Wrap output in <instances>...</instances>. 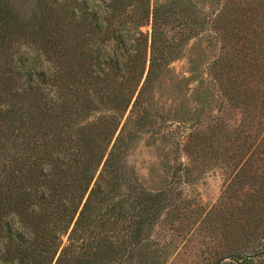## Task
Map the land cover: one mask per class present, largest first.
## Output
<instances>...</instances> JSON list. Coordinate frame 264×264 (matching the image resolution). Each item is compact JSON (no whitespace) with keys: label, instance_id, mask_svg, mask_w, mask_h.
Listing matches in <instances>:
<instances>
[{"label":"trees","instance_id":"obj_1","mask_svg":"<svg viewBox=\"0 0 264 264\" xmlns=\"http://www.w3.org/2000/svg\"><path fill=\"white\" fill-rule=\"evenodd\" d=\"M203 1L36 0L29 14L25 0H0V67L23 42L49 63L23 62L34 72L22 85L25 73L0 74V94L27 109L0 119L14 145L0 164V264H110L141 246L158 194L121 191L122 154L135 126L158 116L152 94L166 68L203 32ZM233 16L225 8L215 26L236 30ZM230 255L252 261L264 250Z\"/></svg>","mask_w":264,"mask_h":264},{"label":"rangeland","instance_id":"obj_2","mask_svg":"<svg viewBox=\"0 0 264 264\" xmlns=\"http://www.w3.org/2000/svg\"><path fill=\"white\" fill-rule=\"evenodd\" d=\"M202 3L210 15L203 32L166 68L152 94L158 116L151 126H135L122 154L121 191L158 194V210L134 209L133 218L142 214L150 221L143 243L110 264H218L239 250H264V0ZM35 4L25 0L23 11L30 14ZM228 7L236 25L230 32L223 23L220 30L215 26L216 14ZM15 51L0 74L25 73L18 85L27 83L34 72L28 70L49 68L47 57L38 58L39 50L27 42ZM7 88L0 81V89ZM24 103L1 92L0 119L8 110L20 115ZM13 149L12 140H0V164ZM250 259L230 257L221 264H264V255Z\"/></svg>","mask_w":264,"mask_h":264},{"label":"water","instance_id":"obj_3","mask_svg":"<svg viewBox=\"0 0 264 264\" xmlns=\"http://www.w3.org/2000/svg\"><path fill=\"white\" fill-rule=\"evenodd\" d=\"M230 257H231V255H228V256L222 258V259L218 262V264H221V263H222V260L228 259V258H230Z\"/></svg>","mask_w":264,"mask_h":264}]
</instances>
